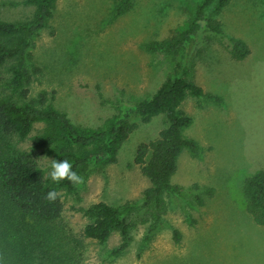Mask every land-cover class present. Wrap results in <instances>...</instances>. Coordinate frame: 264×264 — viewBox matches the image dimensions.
Listing matches in <instances>:
<instances>
[{"label": "rangeland", "instance_id": "obj_1", "mask_svg": "<svg viewBox=\"0 0 264 264\" xmlns=\"http://www.w3.org/2000/svg\"><path fill=\"white\" fill-rule=\"evenodd\" d=\"M116 1L55 0L52 16L30 48L40 68L30 94L55 91L54 105L76 124L103 125L115 113L118 97H149L177 57L149 52L145 45L176 36L203 0H134L119 16L113 14ZM33 9L0 4V19H25ZM217 18L250 53L236 60L212 41L195 60V82L222 104L192 97L181 104L191 118L182 134L200 147L198 155L185 149L177 159L171 182L184 191L164 196L166 213L151 233L146 213L135 212L131 240L118 255L111 253L121 241L117 232L104 244L83 238L79 264H264V226L246 212L242 194L243 179L264 170V0H230ZM132 120L137 128L120 147L116 163L93 168L76 193L61 192V223L68 237L79 238L88 222L80 208L98 201L142 203L149 182L133 161L136 147L156 138L165 122L161 115L147 123L137 116ZM37 160L48 163L40 155ZM193 184L203 205L195 203ZM207 187L214 189L210 197L202 191Z\"/></svg>", "mask_w": 264, "mask_h": 264}, {"label": "trees", "instance_id": "obj_2", "mask_svg": "<svg viewBox=\"0 0 264 264\" xmlns=\"http://www.w3.org/2000/svg\"><path fill=\"white\" fill-rule=\"evenodd\" d=\"M134 0H117L113 14L127 12ZM230 0H203L188 26L172 38L150 42L145 49L177 57L173 69L158 88L143 99L127 101L118 97L115 113L101 126L74 123L66 112L58 109L55 91L40 90L30 94L33 76L40 68L32 61L33 40L52 16L55 0L0 1L1 5H30L34 9L25 19H0V264H79L77 248L87 238L104 244L113 232L121 238L111 253L118 255L131 240V216L145 212L149 233L162 220L167 210L165 195H179L183 187L171 182L177 159L187 149L198 155L200 147L182 131L191 118L181 109L188 97L221 105L216 94L206 93L194 80L193 65L206 46L217 41L236 60L244 59L249 46L241 39L226 34L217 14ZM161 115L165 126L158 136L136 147L134 163L149 185L143 190L141 204L120 205L98 201L79 211L88 220L79 238L64 233L61 223L63 203L61 192L76 193L78 187L67 180L54 183L48 173L50 160L67 159L83 178L93 169L117 161V153L141 123ZM48 159L45 166L37 157ZM55 190L54 202L45 199ZM197 184L191 186L195 203L203 205ZM208 197L214 189L202 190ZM245 210L254 223L264 226V170L246 176L242 182ZM143 220V219H142ZM179 233L174 231V241Z\"/></svg>", "mask_w": 264, "mask_h": 264}, {"label": "clouds", "instance_id": "obj_3", "mask_svg": "<svg viewBox=\"0 0 264 264\" xmlns=\"http://www.w3.org/2000/svg\"><path fill=\"white\" fill-rule=\"evenodd\" d=\"M50 161V171L48 175L54 183L59 184L65 180L73 186H79L84 183V178L73 170V165L67 159L60 161L52 159ZM57 198L58 193L55 190L48 191L45 194V199L49 202H54Z\"/></svg>", "mask_w": 264, "mask_h": 264}]
</instances>
